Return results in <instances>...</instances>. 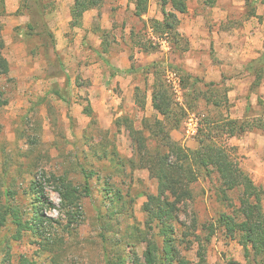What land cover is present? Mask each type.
I'll list each match as a JSON object with an SVG mask.
<instances>
[{
    "label": "rangeland",
    "instance_id": "1",
    "mask_svg": "<svg viewBox=\"0 0 264 264\" xmlns=\"http://www.w3.org/2000/svg\"><path fill=\"white\" fill-rule=\"evenodd\" d=\"M18 1L19 8L12 13L2 14L0 6V38L4 41L0 55L10 64L9 73L0 77V101H6L0 104V202L10 203L24 220L29 219L34 200L30 186L32 180H37L42 184L41 213L46 220L52 218V227L48 226L43 236L28 230L17 239L14 237L16 224L9 216L6 225L0 227V264H20L22 257L37 264H50L58 252L63 264H105L104 246L115 259L118 254L130 251L132 255L126 264H134L136 255L143 261L144 243H135L132 248L124 243L119 249L110 242L103 244L100 235L106 233L109 240L115 235L120 237L135 220L144 227L148 218L143 209L147 194L158 193L157 180L135 158L127 128L116 124L118 117H130L136 128L145 131L150 149L155 148L157 140L143 125L144 117L158 115L152 106L154 74L143 71L153 61L161 62L157 72L164 80L168 71H175L181 80L182 91L177 94L172 90L176 105L170 117L180 121L179 127L173 128L175 121H167L175 141L186 149H196L200 137L210 133L218 145L236 147L240 166L253 159V150L264 152L258 138V135L264 138V128L255 125L258 119H264V59L259 60L261 56L249 64L252 78H261L259 84H254L255 78L250 87L235 89L230 79L224 77L216 86H208L210 80L196 76L190 69L200 68L207 58H214V48L186 53L190 40L178 28L182 15L177 17V37L170 32L154 33L152 19H164L162 0H148V10L142 17L134 14L135 0H101L99 7L86 11L83 21H87V26L80 29L66 24L70 0ZM187 3L194 13L204 18L194 29L196 43L207 38L208 29L223 34L236 32L243 38L248 33L264 35V0H221L220 4L229 10L226 21L221 22L215 20V10L205 0H187ZM166 9L170 12L171 6L167 5ZM43 19L53 32V39L42 29ZM35 22L38 24L33 29ZM99 27L107 31L103 44L101 32L95 31ZM31 30L35 34L26 35ZM144 43L150 45L148 50ZM259 45L263 53L264 40ZM106 46L108 52L101 54ZM103 57L109 59L110 65ZM125 65H133L138 70L111 75L112 67L124 70ZM195 77L199 78L198 82ZM135 87L141 89L139 99L146 96L149 104L145 109L135 102ZM88 103L96 117L94 123L84 113ZM189 116H196L199 121L195 136L187 132ZM223 118L242 120L247 129H256L246 131L241 137L223 134L219 130ZM236 138L241 143L246 141L238 145ZM102 145L105 150L97 153ZM105 152L118 153L123 166L117 168L108 158H102ZM81 166L94 172L88 181L90 193L81 198V223L77 216L79 222L64 230L68 221L59 193L49 181L50 172L67 174L83 186L85 177ZM256 183L263 189L264 209V183ZM192 189L193 200L182 208L178 217L187 226L196 218L200 225L209 223L217 227L208 245V264H227L230 260L252 264L245 258L238 240L230 238L223 224L220 226L217 221L221 212L231 214L232 209L239 207L241 189H227L225 201L215 172L211 176L200 174ZM119 191L123 196L120 200L116 196ZM157 230L154 226L149 235L162 245ZM183 230L175 222L176 247L195 264L198 242L194 234L184 236ZM198 233L204 236L207 231Z\"/></svg>",
    "mask_w": 264,
    "mask_h": 264
},
{
    "label": "trees",
    "instance_id": "2",
    "mask_svg": "<svg viewBox=\"0 0 264 264\" xmlns=\"http://www.w3.org/2000/svg\"><path fill=\"white\" fill-rule=\"evenodd\" d=\"M205 2L212 7L217 3V0H205ZM5 3L6 0H0V6L3 9L2 14L5 13ZM100 3L101 0H73L70 9V27H82L84 25L83 18L86 11L99 7ZM167 5L171 6L170 12L166 9ZM147 10L148 0H135L134 14L136 16L142 17ZM162 11L164 15L162 21L152 19L153 32H170L177 37L178 32L176 28L179 22L177 13H186L188 11L187 0H162ZM37 24V22L33 23L32 28L35 29ZM42 27L53 39L54 34L44 19L42 21ZM95 31L101 32L100 35L103 44L107 31L100 27L99 29H95ZM27 34L34 35L35 31L31 30ZM144 45L147 50L150 48V45L147 43H144ZM3 46L4 41L0 38V47ZM156 48L154 47L153 49ZM102 52L103 54L108 52L107 46L104 47L101 54ZM261 59H264V51L259 60ZM103 60L110 65L107 57H103ZM160 63V61H153L143 69L146 74H150L151 72L154 74L152 106L158 115L163 116L162 119L158 115L154 118H143L144 129H147L157 140L155 148L153 150L150 149L145 131L136 128L130 117L122 116L116 119V124L127 128L133 143L135 158H137L139 164L145 167L149 171V175L157 180L158 193L156 195L147 194L148 201L143 204V209L147 212L148 218L145 221L144 227L135 220L120 237L115 235L109 240L106 233L103 232L100 235L101 241L103 244L110 242L112 247L119 249L124 243L130 248L134 247L135 243H144L146 247L143 251V261L136 255L134 264H192L176 247L175 222H177L184 229V236L194 234L195 241L198 242V249L196 251L197 262L195 264H208V245L217 227L209 223L200 225L196 218H192L191 226H187L186 223L179 220L178 216L183 210L182 208L193 200L192 185L199 179V175L204 173L205 176H211L215 172L221 181V190L225 201L228 200L226 195L227 189H241L239 207L232 209L231 214L225 211L221 212L217 220L218 224L220 226L223 224L230 238L238 240L244 248V256L248 261L252 264H264V209L262 205V187L258 186L252 177L240 166L235 146L228 148L223 145H218L212 139L213 137L210 133H207L204 137H200L199 146L196 149H186L172 138L171 131L167 128V121L170 120L171 115L174 113V105L176 103L171 86L157 72ZM137 70L138 68L133 65L124 70L112 67L111 75L116 76L120 72L134 73ZM9 71V62L0 55V77L7 75ZM198 80L199 78L195 77V81L198 82ZM260 80L261 78L256 76L254 84H259ZM216 85L217 83L213 81L208 83V86ZM140 90L139 87H135V102L141 109H145L147 104L146 96L143 100L139 99L138 94ZM0 104L4 105L6 101L3 103L0 101ZM84 113L90 116L91 123L96 122V117L90 103L84 107ZM170 121H175L173 128L179 127L180 121L176 118ZM257 121L255 125L264 128V119H258ZM209 129L212 132L213 128L211 126ZM254 129H247L244 121L232 118H223L219 128L223 134L236 137H240L246 131H252ZM200 132L202 134L204 131L202 130ZM103 150H105L104 145L97 149V153ZM102 158H108L117 168L124 164V161H122V158L116 152L112 155H108L105 152ZM132 163H135V161L133 160ZM44 172L47 175V171ZM81 172L85 177L83 186L80 184L77 185L67 174L50 172L49 181L53 183L59 193L62 211L68 221V224L64 226L66 227L64 230H69L68 228L72 223L79 222L77 216L80 217L81 223V198L84 194L90 193L88 181L94 172H89L84 166H81ZM41 186L42 184L37 180H32L30 188L34 200L32 202V215L29 219L24 220L18 209L13 208L10 203L1 204L0 202V227L6 225L7 219H9V216H12L13 222L16 224L14 237L17 239L21 238L23 233L28 230H31L39 236H43L46 233L45 231L48 230V226L52 227V218L46 220L41 213L40 205L43 204V201L39 197ZM116 196L118 200L123 197L120 191ZM114 211H110L107 215L111 216ZM154 226L158 228L156 235L161 236L162 245L150 238L149 234ZM198 231H207V233L202 236ZM130 253L129 251V253L118 254L115 259L111 256L109 248L104 246L103 259L105 264H126V259L132 255ZM60 258L61 254L59 255L58 252L57 255L51 258L50 264H63ZM20 264H37V262L22 257ZM227 264L239 263L230 260Z\"/></svg>",
    "mask_w": 264,
    "mask_h": 264
},
{
    "label": "crops",
    "instance_id": "3",
    "mask_svg": "<svg viewBox=\"0 0 264 264\" xmlns=\"http://www.w3.org/2000/svg\"><path fill=\"white\" fill-rule=\"evenodd\" d=\"M221 0H217V3L212 6L214 8V17L215 20L219 22L226 21V18L229 15V10L226 6L220 4ZM16 4V5H15ZM73 4V0H70L68 3L67 19L66 24L70 27V20L71 14L70 9ZM19 8V1L18 0H6L5 3V11L7 13L15 12ZM195 10L192 9L190 4L188 3V12L186 13H177L180 17L179 23V30L183 31L186 36L190 40V47L186 53H190L192 50H197L198 53H202L203 49L206 47L214 48L216 54L214 58H207V61L203 62L200 68L195 70L190 69L197 74L201 78L206 80H210L211 82H219L224 77H228L232 82L233 88H245V86L250 87L252 85L253 80L256 78L253 76L252 78V69L249 64L253 61H256L261 55V42L264 39H260L261 37L264 38V35L261 33H257L254 35L253 33H248L244 38L241 37L238 33H225L212 31L210 32L209 29L206 33V39L201 40V42L196 43L194 40L195 31L198 26L196 23L200 22L202 24L204 18L200 15L194 13ZM218 12V13H217ZM260 12V9L258 10ZM84 26H87V21L84 20ZM203 28V27H202ZM76 29H80V27H76ZM262 35V36H261ZM256 40L255 42H252ZM256 44V45H254ZM260 46V47H259ZM189 55V54H188ZM118 66V65H117ZM126 69L129 65H125ZM253 79V80H252ZM149 104V103H148ZM147 104V105H148ZM253 131V130H252ZM245 134V133H244ZM243 134V135H244ZM247 136V135H246ZM236 137V136H235ZM241 137V136H240ZM260 145L264 146V138L261 136L259 137ZM237 139V144L242 145L244 142L241 139ZM243 149V147L241 146ZM252 160H246L245 164L242 163L243 169L246 170L249 174L252 175V179L264 183V152L253 150L251 154H254ZM250 154V153H249ZM260 175L261 179H258V175ZM263 175V176H262ZM258 179V180H257ZM255 182V183H256ZM257 184V183H256Z\"/></svg>",
    "mask_w": 264,
    "mask_h": 264
},
{
    "label": "built area",
    "instance_id": "4",
    "mask_svg": "<svg viewBox=\"0 0 264 264\" xmlns=\"http://www.w3.org/2000/svg\"><path fill=\"white\" fill-rule=\"evenodd\" d=\"M167 83L171 86L172 90L179 94L182 91L181 88V80L179 75L175 71H168L167 75ZM187 125V132L191 136H195L197 134L199 121L196 116H189L188 121L186 123Z\"/></svg>",
    "mask_w": 264,
    "mask_h": 264
}]
</instances>
